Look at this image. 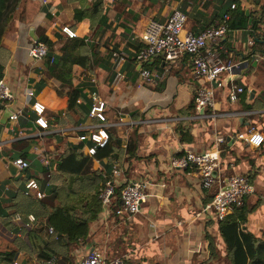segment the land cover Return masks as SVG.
<instances>
[{
    "label": "crops",
    "instance_id": "1",
    "mask_svg": "<svg viewBox=\"0 0 264 264\" xmlns=\"http://www.w3.org/2000/svg\"><path fill=\"white\" fill-rule=\"evenodd\" d=\"M94 1L23 0L18 16L3 36L2 78L11 89L12 99L0 108V255L13 252L15 255L7 264H21L25 252L17 245V239L28 244L29 231L34 226L25 216L29 200L34 199L32 192L25 193V183L35 178L44 187L46 182L52 185L61 181L56 169L60 154L79 143L78 131L93 122L88 117L81 121L82 115L72 112L83 99L81 94L89 98L92 88L106 100L107 127H113L121 139V151L101 160L89 155L84 172L100 170L103 177L109 176L115 189L134 180H146L148 187L138 212L101 214L90 226L88 244L73 250L75 260L78 262L79 254L93 247L102 250L107 259H119L122 264H228L217 221L210 211H203L212 199L202 189L196 168H172L169 161L188 150L212 149L215 138L223 137L224 141L218 143V175L224 178L246 173L258 195L264 197V140L260 146H253L237 137L250 127L264 135V106L258 101L259 97L264 98V45L248 44L256 34L263 36L264 25L252 35L248 28L227 31L220 51L222 61L233 64L247 60V69L240 73L222 71V85L215 90L214 106L192 113L187 106L199 82L192 76L190 56L173 62L161 59L164 74L149 83H142L138 76L129 84L124 72L123 78L114 80L110 70L97 67L90 71L74 65L70 85H62L51 76L44 59L30 58V39H36L38 34L55 39L61 34L62 25L75 30L77 37H91L89 18L75 20L74 13L77 8L88 9ZM256 8L251 0L247 1L248 14ZM173 9L187 15L185 26L194 32L199 27L200 12L210 14L212 7H197L195 0H102L107 26L94 37L100 54L113 44L122 50L128 38L140 39L149 19L164 21ZM253 17L254 14L251 21ZM60 45L61 39L56 44V55L61 53ZM151 70L158 71L155 66ZM230 75L245 89L234 102L228 98ZM28 89L33 92L30 97ZM34 100L45 104L46 129L34 123L23 125L22 115ZM15 111L20 112L17 122L9 119ZM129 142L130 150L126 146ZM33 146H37V151ZM40 150L50 161L46 172L37 155ZM24 151L30 163L26 171L11 162L14 157H22ZM113 166L120 169L118 175L112 174ZM47 209H51L49 204ZM241 225L258 241H264V206H257ZM33 264L42 263L34 260Z\"/></svg>",
    "mask_w": 264,
    "mask_h": 264
},
{
    "label": "trees",
    "instance_id": "2",
    "mask_svg": "<svg viewBox=\"0 0 264 264\" xmlns=\"http://www.w3.org/2000/svg\"><path fill=\"white\" fill-rule=\"evenodd\" d=\"M22 1L0 0V49L2 48L3 36L10 27L11 21L18 16ZM150 1L154 2L155 0ZM247 1L249 0H195L197 7L201 5L204 9L209 7H212V9L210 14H208L209 12H200L201 20L197 21L199 27L194 32L197 33L206 27L223 22L224 16L228 14L229 17L225 21L228 30L238 27L248 28L249 34L252 35L253 32L255 33L264 25V3H260L261 0H251L257 8L246 14ZM232 4H234L233 8L231 7ZM45 13L46 16L50 15L47 9H45ZM252 14L255 17L249 23L248 20ZM83 16L88 17L91 22L93 32L91 37H64L61 32V34L55 36V39H52L47 35L38 34L36 39H30L28 50L35 40L47 45L48 51L43 58L45 65L50 75L59 80L62 85L71 84L72 67L74 65H79L90 71L97 67L110 70L113 79L116 72L113 53L123 51L124 60L120 70L125 73L129 84H133L139 76L138 62L135 55L144 46L143 42L140 39L128 38L127 44L123 46L122 50L113 44L107 49L106 53L101 55L99 44L95 42L94 37L98 32L105 30L102 27L107 26V17L102 11V0H95L88 9H75V20H80ZM256 36L254 42L264 45V36L261 37L257 34ZM60 39L59 50L61 53L56 55V44ZM154 66L157 68L158 73L162 72L165 67L164 64L162 65L160 58H156L152 63L147 64L149 69ZM3 73L4 65L0 61V77L3 76ZM91 90L93 89L91 88ZM81 96L83 99L75 105L72 112L78 117L81 114L82 121L88 115L91 100L84 93ZM258 101L264 106L263 96L259 97ZM2 107L3 103H0V108ZM187 110L198 113L194 95L187 106ZM22 116L24 119L23 125L31 126L34 123L35 114L31 109L24 112ZM112 128L107 127L109 133L108 143L96 150L94 156L99 160L121 151V139ZM78 132L81 133L83 130ZM88 144H90L88 140L79 141V143L71 145L60 154L56 169L60 172L61 181L52 182V185L45 187L47 196L42 200L45 205L39 200H29L27 204L29 209L25 212V216L28 220V215L32 214L35 221L33 228L29 231V243L27 244L21 238L17 239V245L23 248L25 252L21 264H33L34 260L42 264H79V261L77 262L74 258L73 250L77 246L88 244L91 237L90 226L103 212L98 194L104 181L107 177L109 179V176L105 175L103 177L100 170L92 173L84 172L89 157L84 149ZM126 146L130 150L131 143H127ZM26 152L24 151L22 154L24 159ZM42 166L43 171L46 172L50 167V163L49 166L43 164ZM249 177L251 179L250 175ZM121 189L122 187L115 189V194L112 197L113 210L121 205ZM217 190L218 185L216 184L207 189L210 199L213 198ZM48 204L51 206L50 210L47 209ZM259 205L264 206V197L259 196L255 189L252 194L243 198L240 205H233L227 215L217 221V230L225 246V259L228 264H264V241H258L251 234L244 231L241 225L248 214ZM48 227L54 229L57 235L56 239L48 234ZM14 255L13 252L2 254L0 255V261L7 264Z\"/></svg>",
    "mask_w": 264,
    "mask_h": 264
},
{
    "label": "built area",
    "instance_id": "3",
    "mask_svg": "<svg viewBox=\"0 0 264 264\" xmlns=\"http://www.w3.org/2000/svg\"><path fill=\"white\" fill-rule=\"evenodd\" d=\"M262 1L264 2V0H261L260 3ZM231 7L233 8L234 4ZM228 17L229 15L226 14L223 22L206 27L197 33L186 28L187 15L179 9H173L164 21L149 19L140 35V40L144 46L135 55L138 62L140 81L149 83L164 74L162 72L165 68L160 73H154L149 69L147 64L150 61L160 58L166 62H173L183 56H190L192 76L199 82V86L194 93L196 108L198 110L212 108L215 104V90L222 85L219 78L220 73L224 70L231 73L230 67L232 64H225L220 56V51L224 48L222 40L228 31L225 23ZM60 31L66 37H77L76 31L68 25H62ZM253 43L254 39L250 38L248 44L252 45ZM47 51L48 47L45 43L35 40L28 50V55L32 59H43ZM113 56L116 68L114 80H119L124 77V73L120 70L124 53L123 51L118 53L115 51ZM255 60H259V58H255ZM244 90V87L236 84L230 75L229 100L232 102L237 101L238 95L243 93ZM26 93L29 97L33 94L31 89H28ZM89 98L91 105L87 117L93 122L86 126L77 138L79 141H90V144L86 145L84 150L86 154L94 156L96 150L99 147H104L109 141L106 118L107 103L96 90L90 92ZM10 99H12L11 89L0 77V103L5 104ZM30 109L35 114L34 123L42 129L48 128L45 104L39 100H34L30 105ZM19 115V111L12 112L9 119L17 122ZM237 137L253 146L261 145L264 140L263 133L254 127H250L246 132L239 133ZM223 141V137H216L212 149L199 152L188 150L182 155L171 157L169 161L172 168H196L202 189L207 190L215 184L218 185V190L211 202L203 208L204 212L210 211L212 219L215 221L223 219L233 205H240L243 198L252 194L255 190L246 173H233L224 178L218 175L221 151L218 143ZM33 149L37 151V146H33ZM37 155L43 165L49 166L50 161L43 151H38ZM11 162L24 171L30 167L29 161L20 156L12 158ZM119 173L120 169L113 166L112 174L118 175ZM48 186H50L49 182H46L42 187L35 178H29L25 183V193L32 192L34 199L41 201L47 196L45 187ZM147 187L148 182L146 180L126 182L121 189V205L113 210L112 197L115 194V187L111 179H106L98 194L103 208L102 214L132 215L138 212L141 203L146 198ZM28 219L30 224L35 221L32 214L28 216ZM47 232L54 239L57 238L52 227H48ZM14 264H17V261H14ZM79 264H122V262L119 259H107L102 250L94 248L81 255Z\"/></svg>",
    "mask_w": 264,
    "mask_h": 264
},
{
    "label": "water",
    "instance_id": "4",
    "mask_svg": "<svg viewBox=\"0 0 264 264\" xmlns=\"http://www.w3.org/2000/svg\"><path fill=\"white\" fill-rule=\"evenodd\" d=\"M246 14H248V9L245 10ZM249 23L251 22V18H249ZM241 57L243 55L241 54ZM248 61L247 60H239L235 63H233L230 67L231 73H236V72H242L243 69H247ZM200 111H203V108L200 109ZM94 248L92 247L90 250H93Z\"/></svg>",
    "mask_w": 264,
    "mask_h": 264
},
{
    "label": "rangeland",
    "instance_id": "5",
    "mask_svg": "<svg viewBox=\"0 0 264 264\" xmlns=\"http://www.w3.org/2000/svg\"><path fill=\"white\" fill-rule=\"evenodd\" d=\"M261 3H264L263 1L261 2ZM187 23V22H186ZM99 47H100V45H99ZM107 49H109V47H107L106 49H105V51H104V53H106L107 52ZM119 51V50H118ZM118 53V52H117ZM114 57V56H113ZM169 71H170V69L169 68H167ZM44 200V199H43ZM86 252V251H85ZM84 253V252H83ZM85 254V253H84ZM83 254V255H84ZM80 256L82 255L81 253L79 254Z\"/></svg>",
    "mask_w": 264,
    "mask_h": 264
}]
</instances>
